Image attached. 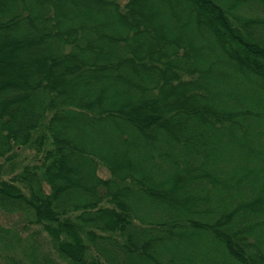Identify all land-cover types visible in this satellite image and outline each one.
<instances>
[{
	"label": "trees",
	"instance_id": "1",
	"mask_svg": "<svg viewBox=\"0 0 264 264\" xmlns=\"http://www.w3.org/2000/svg\"><path fill=\"white\" fill-rule=\"evenodd\" d=\"M0 264H264V0H0Z\"/></svg>",
	"mask_w": 264,
	"mask_h": 264
},
{
	"label": "rangeland",
	"instance_id": "2",
	"mask_svg": "<svg viewBox=\"0 0 264 264\" xmlns=\"http://www.w3.org/2000/svg\"><path fill=\"white\" fill-rule=\"evenodd\" d=\"M21 155H22V156H21L20 158H24V156H28V157H30L31 153H30V151H24V152H22ZM27 160H29V159H27ZM102 173H103L105 176L108 175V173L105 172V171H103ZM16 218H17V216H15V215H12V216H2V220H3L4 222H6V223H8V222L13 223V222L15 221Z\"/></svg>",
	"mask_w": 264,
	"mask_h": 264
}]
</instances>
